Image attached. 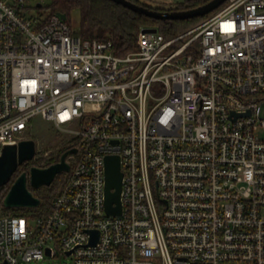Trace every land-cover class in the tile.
<instances>
[{
  "label": "built area",
  "instance_id": "1",
  "mask_svg": "<svg viewBox=\"0 0 264 264\" xmlns=\"http://www.w3.org/2000/svg\"><path fill=\"white\" fill-rule=\"evenodd\" d=\"M28 2L43 14L0 0V154L35 116L76 153L48 214L0 217V264H264V0H226L170 38L141 27L125 54Z\"/></svg>",
  "mask_w": 264,
  "mask_h": 264
},
{
  "label": "trees",
  "instance_id": "2",
  "mask_svg": "<svg viewBox=\"0 0 264 264\" xmlns=\"http://www.w3.org/2000/svg\"><path fill=\"white\" fill-rule=\"evenodd\" d=\"M46 9L49 14L61 13L69 17L71 12L79 13L78 34L83 38L105 40L111 39L117 54H125L135 49L136 35L141 27L155 28L166 38L176 36L190 28L200 24L221 6L203 16H197L184 20H157L143 14L127 9L120 4L110 0H47ZM136 5L147 7L156 11H181L194 8L209 0H183L176 2L167 8L161 6H150L141 0H128ZM69 144V145H68ZM73 145V141H65L55 152L45 157H36L24 162L17 167L11 179L0 187V217L28 216L29 218L43 216L51 211L52 200L60 193L66 181V173H59L55 176L49 186H42L34 189L27 183L28 189L34 196L39 198L40 204L37 209L31 208H6L2 205V200L13 183L14 179L22 172L28 173L31 166L47 167L59 160L60 155Z\"/></svg>",
  "mask_w": 264,
  "mask_h": 264
},
{
  "label": "water",
  "instance_id": "3",
  "mask_svg": "<svg viewBox=\"0 0 264 264\" xmlns=\"http://www.w3.org/2000/svg\"><path fill=\"white\" fill-rule=\"evenodd\" d=\"M116 4L130 9L138 14H143L157 20H184L197 16H203L213 11L226 0H209L203 5L181 10V11H156L147 7L136 5L128 0H110ZM40 7L38 3L36 5ZM62 20H66V16L57 13ZM143 31H155L154 28H145ZM76 149L71 148L64 151L59 160L47 167L31 166L28 173H20L11 184L5 194L2 205L6 208H37L40 204L39 198L34 196L28 189L30 187L38 189L42 186H49L55 176L59 173H66L69 170V165L65 161L66 156L75 154ZM35 155V142L32 139H23L13 145L3 147L0 154V187L6 184L17 167L24 162L33 159ZM104 209L109 215H119L121 212L120 206V190H121V172L119 170V159L117 156H106L104 158ZM91 238L90 244H95L98 238V232L95 230L89 231ZM70 252H67L69 254ZM45 254L49 255V249L45 250Z\"/></svg>",
  "mask_w": 264,
  "mask_h": 264
},
{
  "label": "rangeland",
  "instance_id": "4",
  "mask_svg": "<svg viewBox=\"0 0 264 264\" xmlns=\"http://www.w3.org/2000/svg\"><path fill=\"white\" fill-rule=\"evenodd\" d=\"M147 5L150 6H161L167 8L170 5H173L176 2H181L183 0H141ZM48 4L47 0H43L42 11L43 14L39 16L40 9L35 7L34 2H28V5L33 7V10L29 12V16H39L43 17L48 14V10L45 8ZM65 22L71 27L72 30L78 34L79 29V13L78 11H73L66 18ZM24 139H32L35 142V155L36 157H45L51 153H55L65 141H68V138L63 136L57 129L46 120H43L39 116H35L31 121V126L24 134ZM69 145V144H68ZM27 209V208H25ZM37 209V208H31ZM28 218V216H24ZM17 264H27L24 262H18ZM29 264H72L70 257L65 255H56L45 257L42 260L33 261Z\"/></svg>",
  "mask_w": 264,
  "mask_h": 264
}]
</instances>
